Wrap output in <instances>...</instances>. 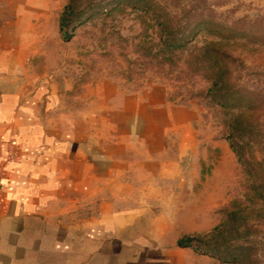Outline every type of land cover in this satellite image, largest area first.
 Wrapping results in <instances>:
<instances>
[{
    "label": "rangeland",
    "instance_id": "rangeland-1",
    "mask_svg": "<svg viewBox=\"0 0 264 264\" xmlns=\"http://www.w3.org/2000/svg\"><path fill=\"white\" fill-rule=\"evenodd\" d=\"M66 1L0 0V23L17 19L38 40L30 65L57 88L49 117L97 150L98 164L109 167L99 173L112 180L114 195L149 190L184 234L210 230L232 199L244 197L249 179L226 138L225 109L185 62L208 35L200 32L176 58L160 47L155 21L125 5L94 15L66 40L59 31ZM156 1L176 15L189 12V22L208 18L239 29L232 53L254 72L241 91L256 101L252 119L264 123V0ZM233 70L240 74L242 66L234 62ZM255 139L264 156V137ZM203 264L235 263L209 255Z\"/></svg>",
    "mask_w": 264,
    "mask_h": 264
},
{
    "label": "crops",
    "instance_id": "crops-1",
    "mask_svg": "<svg viewBox=\"0 0 264 264\" xmlns=\"http://www.w3.org/2000/svg\"><path fill=\"white\" fill-rule=\"evenodd\" d=\"M17 23H0V264L207 262L177 243L185 232L161 196L114 195L97 150L49 117L57 88L37 78L38 40Z\"/></svg>",
    "mask_w": 264,
    "mask_h": 264
},
{
    "label": "trees",
    "instance_id": "trees-1",
    "mask_svg": "<svg viewBox=\"0 0 264 264\" xmlns=\"http://www.w3.org/2000/svg\"><path fill=\"white\" fill-rule=\"evenodd\" d=\"M125 5L155 21L160 47L176 58L200 32L208 35L185 62L209 81L205 95L225 109L226 138L249 179L244 197L231 200L218 224L204 233L183 234L177 243L225 262L264 264V228L260 227L264 220V156L254 149L255 143L260 144L255 137H264V123L252 119L256 101L241 91L254 74L232 53L241 32L214 19L189 22V12L176 15L156 0H67L59 14L61 36L68 40L77 26L94 15L112 13ZM234 62L242 66L240 74L234 72Z\"/></svg>",
    "mask_w": 264,
    "mask_h": 264
}]
</instances>
